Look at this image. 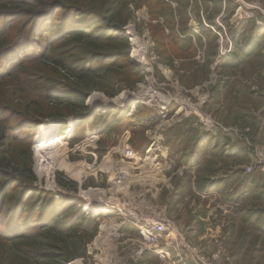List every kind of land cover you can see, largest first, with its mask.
Listing matches in <instances>:
<instances>
[{
	"label": "rangeland",
	"instance_id": "rangeland-1",
	"mask_svg": "<svg viewBox=\"0 0 264 264\" xmlns=\"http://www.w3.org/2000/svg\"><path fill=\"white\" fill-rule=\"evenodd\" d=\"M159 1L130 4L121 37L92 45L65 35L66 22L47 21V12L9 22L11 44L20 27L26 34L35 24L42 32L56 25L58 36L46 46L37 33V63L0 77V106L8 109L0 120L12 126L3 127L1 147L11 144L31 163L28 197L54 201L58 222L73 209L93 222L77 226L82 242L62 230L22 240L19 250L1 242L10 264H264V0ZM182 27L186 44L171 39ZM229 54L242 62L222 65ZM73 83L86 109L70 103ZM20 118L41 119L26 140L13 129ZM58 135L65 143L36 151ZM68 181L73 186L63 187ZM207 181L212 187L200 191ZM155 222L168 226L159 240L165 260L139 233Z\"/></svg>",
	"mask_w": 264,
	"mask_h": 264
},
{
	"label": "trees",
	"instance_id": "trees-1",
	"mask_svg": "<svg viewBox=\"0 0 264 264\" xmlns=\"http://www.w3.org/2000/svg\"><path fill=\"white\" fill-rule=\"evenodd\" d=\"M2 1L3 2H0V20H3L4 22L6 21V24L0 25V77H3L5 75L8 76L12 73L19 74L20 71L25 67L26 63L33 65L37 63L38 59L42 56L41 54L37 53L41 50L40 48H42V44L40 46V43L35 38L37 33H41L40 37L44 39L43 43L46 46L49 41L52 40L54 42V40H56L54 38L58 36L57 30L55 29L56 25L53 26L51 32H42L41 29L36 30L37 27L35 23L37 22H34L35 25H31L29 28L30 30L26 32V34L21 32L20 27L18 31H16V33L14 34L17 37L16 39H19V43L11 44L13 42L9 40L7 32L8 30H13V28H11L12 26L9 24V22L15 19L14 16L16 17V19H18L19 17H23L22 14L16 13H26L27 17L30 18L31 21H38L43 17L40 16L47 12V14L44 15L45 17H47V21L52 19H55V21H57L59 19L61 21L64 20V22H66L62 31L70 32L66 33L65 35H74L73 37L80 38L85 36V38L89 39V45H92L94 44V41L97 40L108 41L114 39L115 37H121L123 27L132 18L131 10L129 8L131 6L129 5L132 4L135 7H138L137 2H139L140 0H130L126 4H123L124 0ZM21 1L22 4H27L29 8L25 10L17 9L19 7L17 5H19ZM158 4H163V2L160 0ZM118 9L123 11L121 17L115 13ZM56 11H59L60 13L57 18L55 16ZM201 32L204 33L207 31L202 29ZM188 33V29L186 27H182L178 33L172 34L171 39H173L176 43L186 44L190 41V37L187 36ZM107 43L108 42L103 43L102 45H100V47L102 48L103 45L108 46ZM117 44L120 45L119 42H117L115 45ZM26 47L29 49V51L33 49L34 52H29L28 54H26V51L24 50L27 49ZM226 57L222 58V65L223 61L227 59L228 60L226 63L229 65V67H236L242 62L239 56L235 57L234 55L229 54ZM15 77L16 76L11 78ZM101 80L103 82L105 81L103 78H101ZM77 84L78 83H73L70 86V88L74 89L75 91L74 94L70 96L73 97L75 100L70 103L77 104V102H79V107L77 108L86 109V107L83 105V101L85 99L84 97L86 96L81 95V89ZM15 86L19 87L16 84ZM48 87H52V84ZM39 88L42 90L43 93H45V89H48L42 86ZM101 89L99 91L105 93L106 95H110L107 91ZM50 91L52 92L53 90L51 89ZM31 92H36V90L33 88ZM49 93L50 92H48V94ZM39 97H42V95L39 94ZM3 101V96L0 95V103H2ZM70 109L71 111L68 112V114L73 115V110L75 108L71 107ZM7 113L8 109H6V107L0 106V116H4ZM55 117L57 119L65 118L60 115H56ZM45 119H48L47 115ZM40 120H36L32 123H27L25 119H22V124L20 126L21 129L19 127H13V129L17 131L16 134H18V136L22 140H26L27 137L29 138V133L32 134L36 132ZM0 121H4V126L0 127V141H2L3 143V141H5L4 137L8 136L3 130V127L7 128L9 125L11 126V124L9 119H2ZM115 121L117 120H114V122H110L115 123ZM117 127L119 128V125ZM124 127L120 128L124 129ZM118 128L116 130H118ZM19 129H31V131L29 130L28 134L27 132H24L25 134L22 136V134L18 132ZM12 135V137L9 136V141H11L12 138L14 139L15 134L12 133ZM2 143L0 144V178H2L0 179V243H3L1 245L6 246L9 250H13L14 247L19 250L20 246L25 242L29 241L31 238H36L37 236L49 233L50 231L58 233L60 230H62V233H64V235H62L64 239L66 238L67 240L70 239L71 241L76 242L85 241L83 236L80 235L78 231L79 228L77 226L82 227L80 230L83 231L85 227H89L90 225H92V219L84 218V223L79 221L80 217L82 216L80 214L81 211H74L73 209L70 215L68 214V216H64L62 221L58 222L59 217L55 216L60 215L61 213L57 214L56 212L51 211V208H53V206L55 205L54 201L51 202L49 198L43 199V195L28 197V193H30L28 185L30 184V181L34 178L31 171V163L25 158L23 159L18 151L10 152L9 146L11 144H5L4 146H2V148ZM15 175H18V180H16L15 177L17 176ZM11 185H13V187H11ZM62 186L68 188L69 186H73V183L68 181L66 184L63 183ZM210 186L212 187V182L207 181L206 185L200 187L199 190L203 192L205 189L207 190V188H209ZM15 188L18 189V192L16 193L12 192ZM11 189L13 190L11 191ZM26 202H28V205H26ZM41 203H43V205H46V207L41 206V208L44 207V210L46 209V211H44L45 215H41L42 211L39 207ZM38 212L39 214H37ZM63 214L64 213H62V216ZM69 219L73 220L70 222ZM75 219H77L76 221H79L76 224ZM37 230H39L40 232H34ZM22 240L26 241H24L23 243ZM63 248L66 249V247ZM0 255L3 256V252H1ZM27 255H30V253ZM0 264H10L8 256H5V259L0 258Z\"/></svg>",
	"mask_w": 264,
	"mask_h": 264
},
{
	"label": "built area",
	"instance_id": "built-area-1",
	"mask_svg": "<svg viewBox=\"0 0 264 264\" xmlns=\"http://www.w3.org/2000/svg\"><path fill=\"white\" fill-rule=\"evenodd\" d=\"M167 227L168 226L165 222H155L139 228L140 236L160 260L166 259V252L164 251V248L159 245V240L162 239Z\"/></svg>",
	"mask_w": 264,
	"mask_h": 264
},
{
	"label": "bare ground",
	"instance_id": "bare-ground-1",
	"mask_svg": "<svg viewBox=\"0 0 264 264\" xmlns=\"http://www.w3.org/2000/svg\"><path fill=\"white\" fill-rule=\"evenodd\" d=\"M45 136H49V135H45ZM93 138L94 137H91V139H93ZM52 139H53L52 141L51 140H43L42 144L40 143L38 146H36V151H41L45 147H49V146L53 145V143L56 144V145H62L63 143H65V135L64 136L63 135L62 136L58 135V136L52 137Z\"/></svg>",
	"mask_w": 264,
	"mask_h": 264
},
{
	"label": "crops",
	"instance_id": "crops-1",
	"mask_svg": "<svg viewBox=\"0 0 264 264\" xmlns=\"http://www.w3.org/2000/svg\"><path fill=\"white\" fill-rule=\"evenodd\" d=\"M162 154L164 155V152Z\"/></svg>",
	"mask_w": 264,
	"mask_h": 264
}]
</instances>
